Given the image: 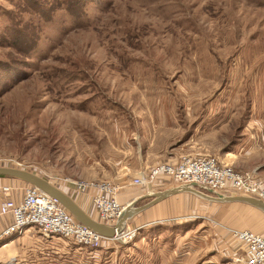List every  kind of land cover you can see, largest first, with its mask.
<instances>
[{
	"label": "rangeland",
	"instance_id": "obj_1",
	"mask_svg": "<svg viewBox=\"0 0 264 264\" xmlns=\"http://www.w3.org/2000/svg\"><path fill=\"white\" fill-rule=\"evenodd\" d=\"M68 3L0 0V60L14 61L0 66L15 75L0 92V165L45 177L90 211L66 180L120 182L121 202L134 192L141 203L132 179L151 166L132 171L148 147L176 160L215 156L264 180V0ZM217 206L129 218L127 241L96 248L56 238L51 263L240 264L232 233L255 230L246 220L221 227Z\"/></svg>",
	"mask_w": 264,
	"mask_h": 264
},
{
	"label": "built area",
	"instance_id": "obj_2",
	"mask_svg": "<svg viewBox=\"0 0 264 264\" xmlns=\"http://www.w3.org/2000/svg\"><path fill=\"white\" fill-rule=\"evenodd\" d=\"M159 176L172 177L180 185L194 183V188L203 193L225 195L235 191L264 200V180L248 171H236L215 156H181L176 163L159 162L140 171L132 179V184L147 185ZM65 183L72 191L87 198L92 211L85 208L86 212L107 225L115 224L123 210L137 199L121 202V193L125 192V186L120 182L67 179ZM12 189L10 185L1 187L3 197L0 202V214H8L12 218V223L5 228L3 235L20 233L25 227L33 226L45 240L58 238L63 243L71 242L80 247L96 248L103 240H116L104 238L77 221L55 198L34 185H24L19 200L9 197ZM130 234L133 233L123 228L117 236L125 242ZM232 234L242 243V253L235 259L237 262L264 264V233L240 229L234 230Z\"/></svg>",
	"mask_w": 264,
	"mask_h": 264
},
{
	"label": "crops",
	"instance_id": "obj_3",
	"mask_svg": "<svg viewBox=\"0 0 264 264\" xmlns=\"http://www.w3.org/2000/svg\"><path fill=\"white\" fill-rule=\"evenodd\" d=\"M152 150L153 148L148 147L147 154L142 156V159H140L141 161L135 162L136 166L132 171L133 176H136L137 172L144 167L157 164L158 162H155L158 160L160 162L161 160L167 159L173 163L177 162L176 159L179 154L178 151L172 152L168 157L165 155L156 157L151 155L153 152ZM128 172H130L129 166L127 167V171L123 172L121 175L125 176V174ZM26 184L28 183L15 177L0 176V202L3 197L1 190L3 185L12 186L13 189L12 192L9 193V197L19 200L22 193V187ZM175 187L182 188L183 190L171 194L155 204L149 205L144 210L134 214L133 217L130 218L131 220H129V222H134L136 225H142L163 220L175 219L177 217L183 216L186 213H194L199 207L211 202L218 205L217 207L219 209L216 208V210L219 211L221 227H230L231 229V226L239 223L241 220L243 222L246 220V223H248L256 232L264 233V225L260 226V219L256 212L242 206H248L246 203L239 201L224 202L217 201L214 198L204 197L195 192L186 190V186L180 185L175 179H169L168 177L164 176H159L154 182H151L147 185H141V188H136L135 193L138 194V200L141 201V203L136 202L135 206L145 204L152 200L153 197L150 195L153 193L173 189ZM133 193L134 192L128 194V199L133 200L136 198L137 195L134 196ZM230 193L232 192H229L225 195H230ZM205 194L212 197L216 196V194H212L211 192ZM71 196H73V194ZM78 198L79 197L76 196L74 200L86 211L85 208L87 207L82 204V200ZM227 206L229 207L226 208ZM89 215L92 216L91 214ZM11 223L12 218L10 215L0 214V264H52L51 261L54 259L53 249H56L57 251L60 250V248H58L59 240L56 238H50L48 240L43 239L33 226L25 227L20 233L3 235V231ZM227 233L229 232L225 229V235H227ZM240 244L242 245L241 242Z\"/></svg>",
	"mask_w": 264,
	"mask_h": 264
},
{
	"label": "water",
	"instance_id": "obj_4",
	"mask_svg": "<svg viewBox=\"0 0 264 264\" xmlns=\"http://www.w3.org/2000/svg\"><path fill=\"white\" fill-rule=\"evenodd\" d=\"M0 176L15 177L38 187L42 191L49 194L51 197L55 198L77 221L87 225L88 227L102 235L104 238H115L118 242L122 241L119 239V237L116 236L120 234L129 218H131L134 214L144 210L149 205L155 204L161 199L166 198L167 196L174 194L180 190H183L182 188L175 187L173 189L153 193L150 195L151 197H153L152 200L139 206H135V203L137 202L135 200L132 204L128 205L123 210L115 224L107 225L91 217L68 193L64 192L48 179L37 173L18 167L0 165ZM186 190L195 192L204 197L214 198L217 201H239L242 203H246L253 206L254 208H257L264 214V200L253 196L238 194H217L215 197H212L194 188V183H192L191 185H187Z\"/></svg>",
	"mask_w": 264,
	"mask_h": 264
},
{
	"label": "trees",
	"instance_id": "obj_5",
	"mask_svg": "<svg viewBox=\"0 0 264 264\" xmlns=\"http://www.w3.org/2000/svg\"><path fill=\"white\" fill-rule=\"evenodd\" d=\"M70 0H67V6H69L68 4V2H69ZM77 1V0H76ZM73 12V11H72ZM71 12V14H73V15H77V14H74V13H72ZM79 15V14H78ZM81 15V14H80ZM11 29V32H10V34L12 35V41L13 42H15V41H18V37H19V35L15 32V30H12V28H10ZM9 29V30H10ZM30 41V40H29ZM28 43V42H27ZM32 43H33V41L29 44V46L31 47V45H32ZM12 44H14V43H12ZM33 49V48H32ZM14 61L13 60H11V61H1L0 60V63H2V64H11V63H13ZM8 70H9V68H5L4 70L1 68V66H0V92L1 91H4V90H6V88L8 87L7 85H8V81L10 80V79H14L15 78V75H13V72H9L8 73ZM3 71V72H2ZM6 72V73H5ZM8 73V74H7ZM2 93V92H1Z\"/></svg>",
	"mask_w": 264,
	"mask_h": 264
},
{
	"label": "bare ground",
	"instance_id": "obj_6",
	"mask_svg": "<svg viewBox=\"0 0 264 264\" xmlns=\"http://www.w3.org/2000/svg\"><path fill=\"white\" fill-rule=\"evenodd\" d=\"M23 181V180H22ZM25 182V181H24ZM27 183V182H26ZM29 184V183H28ZM238 195H243V194H238ZM257 209V208H256ZM92 217V216H91ZM119 237V236H117ZM119 239L122 241L123 238L119 237Z\"/></svg>",
	"mask_w": 264,
	"mask_h": 264
}]
</instances>
